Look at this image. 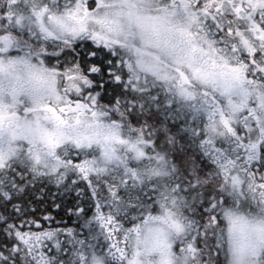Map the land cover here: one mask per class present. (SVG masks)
<instances>
[{
	"label": "snow or ice",
	"instance_id": "6c2138e0",
	"mask_svg": "<svg viewBox=\"0 0 264 264\" xmlns=\"http://www.w3.org/2000/svg\"><path fill=\"white\" fill-rule=\"evenodd\" d=\"M0 264H264V0H0Z\"/></svg>",
	"mask_w": 264,
	"mask_h": 264
}]
</instances>
